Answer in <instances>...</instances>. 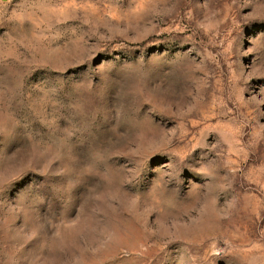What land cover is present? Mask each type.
I'll list each match as a JSON object with an SVG mask.
<instances>
[{"label": "rangeland", "instance_id": "374dc122", "mask_svg": "<svg viewBox=\"0 0 264 264\" xmlns=\"http://www.w3.org/2000/svg\"><path fill=\"white\" fill-rule=\"evenodd\" d=\"M0 264H264V0H0Z\"/></svg>", "mask_w": 264, "mask_h": 264}]
</instances>
